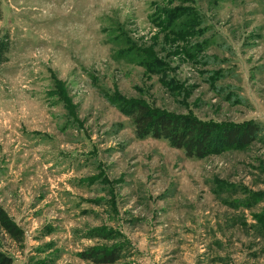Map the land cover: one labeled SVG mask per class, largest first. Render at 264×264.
Masks as SVG:
<instances>
[{
  "label": "rangeland",
  "instance_id": "obj_1",
  "mask_svg": "<svg viewBox=\"0 0 264 264\" xmlns=\"http://www.w3.org/2000/svg\"><path fill=\"white\" fill-rule=\"evenodd\" d=\"M140 103L212 152L138 136ZM0 207L15 264H264V0H0Z\"/></svg>",
  "mask_w": 264,
  "mask_h": 264
},
{
  "label": "trees",
  "instance_id": "obj_2",
  "mask_svg": "<svg viewBox=\"0 0 264 264\" xmlns=\"http://www.w3.org/2000/svg\"><path fill=\"white\" fill-rule=\"evenodd\" d=\"M133 120L138 136H152L166 138L175 147L182 148L189 157L204 158L208 156L214 146V124L202 122L193 117H179L168 113H154L146 104H138L133 112ZM256 124H248L244 129L234 127L223 130L225 142L229 144L247 145L255 137ZM1 226L17 240H21L22 230L11 220L6 211L0 207ZM88 257H93L89 255ZM116 250L95 256L99 264L116 263L119 260ZM0 264H15L11 255L1 249Z\"/></svg>",
  "mask_w": 264,
  "mask_h": 264
}]
</instances>
